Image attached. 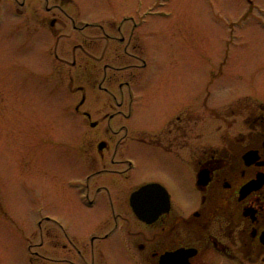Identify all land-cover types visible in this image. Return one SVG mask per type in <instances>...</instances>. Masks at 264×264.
<instances>
[{
    "label": "flooded vegetation",
    "instance_id": "flooded-vegetation-1",
    "mask_svg": "<svg viewBox=\"0 0 264 264\" xmlns=\"http://www.w3.org/2000/svg\"><path fill=\"white\" fill-rule=\"evenodd\" d=\"M158 6L92 23L74 0H0L27 41L46 37L50 79L80 95L77 144L47 170L70 195L26 217L30 264H264V101L231 98L224 59L198 82Z\"/></svg>",
    "mask_w": 264,
    "mask_h": 264
},
{
    "label": "rangeland",
    "instance_id": "rangeland-1",
    "mask_svg": "<svg viewBox=\"0 0 264 264\" xmlns=\"http://www.w3.org/2000/svg\"><path fill=\"white\" fill-rule=\"evenodd\" d=\"M74 1L80 5V16L92 23L111 18L120 22L128 14L122 11H154L161 3L167 12L163 20L168 35L181 36L188 47L190 43L198 82L206 81L208 70L219 71L224 59V80L232 86L231 98L243 92L264 101V0ZM148 28L152 26L143 30ZM70 33H65L64 44L73 51L81 37ZM47 44L46 37L27 41L20 34L18 20L0 13V178L4 181L0 193V264H30L28 236L33 228L26 217L45 216L50 210L62 213L70 195L67 189H57L62 180L51 178L53 173L49 180L47 170L49 165L56 170L64 145L77 144L80 129L74 127L72 110L80 95L58 84L56 73L50 79ZM71 75L76 77L77 73ZM78 84L76 78L74 85ZM31 150L34 163L28 157L24 160L29 165H25L22 156L25 152L32 155ZM44 232V227L39 228L31 242L37 244ZM36 244L34 250H44Z\"/></svg>",
    "mask_w": 264,
    "mask_h": 264
}]
</instances>
